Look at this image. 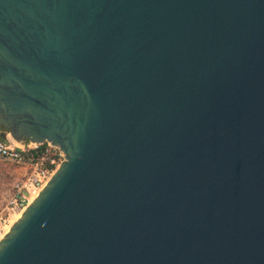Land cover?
Listing matches in <instances>:
<instances>
[{
  "label": "water",
  "instance_id": "1",
  "mask_svg": "<svg viewBox=\"0 0 264 264\" xmlns=\"http://www.w3.org/2000/svg\"><path fill=\"white\" fill-rule=\"evenodd\" d=\"M0 128L66 155L0 264H264V0H0Z\"/></svg>",
  "mask_w": 264,
  "mask_h": 264
},
{
  "label": "built area",
  "instance_id": "2",
  "mask_svg": "<svg viewBox=\"0 0 264 264\" xmlns=\"http://www.w3.org/2000/svg\"><path fill=\"white\" fill-rule=\"evenodd\" d=\"M66 160L65 153L50 143L20 145L10 138L0 140V161L26 168V176L15 186L14 195L0 213V241L9 231L14 215L23 213L38 197Z\"/></svg>",
  "mask_w": 264,
  "mask_h": 264
},
{
  "label": "rangeland",
  "instance_id": "3",
  "mask_svg": "<svg viewBox=\"0 0 264 264\" xmlns=\"http://www.w3.org/2000/svg\"><path fill=\"white\" fill-rule=\"evenodd\" d=\"M5 135L8 142L9 133L0 128V138ZM26 168L0 161V213L6 208L14 195L15 186L26 176Z\"/></svg>",
  "mask_w": 264,
  "mask_h": 264
},
{
  "label": "bare ground",
  "instance_id": "4",
  "mask_svg": "<svg viewBox=\"0 0 264 264\" xmlns=\"http://www.w3.org/2000/svg\"><path fill=\"white\" fill-rule=\"evenodd\" d=\"M10 138H11V136H10ZM11 139H12V138H11ZM12 141H13L14 143H16L13 139H12ZM22 214H23V213H21V214H17V215H14V216H13V218H12V220H11V222H10V225H9L8 230H10V229L14 226V224L19 220V218L22 216Z\"/></svg>",
  "mask_w": 264,
  "mask_h": 264
},
{
  "label": "trees",
  "instance_id": "5",
  "mask_svg": "<svg viewBox=\"0 0 264 264\" xmlns=\"http://www.w3.org/2000/svg\"><path fill=\"white\" fill-rule=\"evenodd\" d=\"M7 133H8V131H6ZM0 140L1 141H7L6 139H5V135H3L1 138H0Z\"/></svg>",
  "mask_w": 264,
  "mask_h": 264
}]
</instances>
